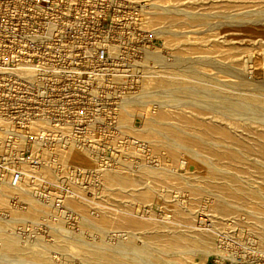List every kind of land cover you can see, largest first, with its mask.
I'll return each instance as SVG.
<instances>
[{"label":"rangeland","instance_id":"obj_1","mask_svg":"<svg viewBox=\"0 0 264 264\" xmlns=\"http://www.w3.org/2000/svg\"><path fill=\"white\" fill-rule=\"evenodd\" d=\"M232 1L235 3L230 2L228 11L224 13L216 9L222 7L220 4L216 8L211 7L212 0H111L113 8L110 11H99L96 15H91L93 19L86 17L82 20L95 22V28L88 31L82 30L81 38L95 40V47L99 54L107 49L106 44L111 39H147L153 43L155 48L147 50L145 53L147 56L144 55L143 59L135 57L137 66L132 76L113 79L99 77L97 80L99 88L103 90L98 92V98L104 100L125 101L127 98H138L154 85L151 90L154 94L151 92V95L149 92L150 95L142 97V101L149 104L145 105L149 106L147 110H152L150 115H153L151 116L154 121L146 120L144 109H136L133 117L128 118L126 126H122L118 117L121 112L120 107L115 110H102L100 113H103V119L112 118L117 135L114 140L98 139L96 141L98 155L94 156L86 149L89 156L91 155L90 160L93 162L91 166L89 159L87 162H82L78 159L60 157L59 161L62 165L57 174L45 175L41 171L28 172V178L18 187L11 186L9 183L5 184L0 191L3 193L7 190L8 197L0 195V220L9 224L10 227H8L11 229L9 230L17 234L22 243L36 242L51 245L59 239H76L78 245L84 246L83 248L90 245H102L101 247L106 249H114L117 241L127 238L148 248L152 254L154 253L153 255L157 256L152 245L153 237L158 235L167 237L165 228L171 227L173 233L187 231L192 234H205L210 238V249L207 252L195 251L191 255L189 264H264V241H261L263 236L257 233L248 215L249 210L256 207L264 211V156L256 153L254 149L261 140L257 131L264 126L241 115L240 108L237 107L239 101L249 102L261 111V117L264 118V16H255L251 20L243 21L240 4L237 3L241 0ZM224 14L227 16L224 17ZM115 23L123 25L122 28L111 29L110 26ZM219 51L221 54L218 53ZM147 57L152 59L147 62ZM150 74H153L152 86L147 82ZM108 81L113 83L111 87L116 88V91L107 90L110 88L107 87ZM165 81L171 85L172 97L176 98L178 103L186 105L184 110L200 118L203 116L208 118L210 115L214 119H207V123H185L186 128L185 124L167 126L166 120L156 118L163 107L166 112L174 111L172 107L175 103L168 102L166 107L162 104L164 97L159 92L166 88ZM123 87H129V91ZM194 88H198L201 92L196 95L191 94ZM206 92H209L210 96H216H213L216 99L206 100L202 95ZM225 101H232L235 109L234 123L220 116V113L227 112L221 108ZM211 108L217 111L211 113ZM131 125L137 130H132ZM163 126L170 130L173 128L172 130L175 129L174 132L178 133L180 127L187 129L192 136L197 135L200 138L197 140L191 136V138L186 137L194 140L195 143L204 139L220 144L232 138L238 147L245 151L248 166L238 172L241 177L239 178L235 174H211L192 161L185 151L173 154L161 143L154 144L155 147L149 144L151 152L148 154V149L144 148L148 135L153 132L151 130L158 131ZM190 126H195V129L189 128ZM202 127L211 130L209 134L211 138L205 137L206 130ZM132 136L135 137L133 141L130 138ZM130 140L136 141L135 145ZM135 146L137 149L133 154ZM210 146L213 144L210 143ZM105 150L108 151L107 164H101L100 158L104 156ZM196 150L201 151L198 147ZM49 154L51 153L45 151L43 157L50 158ZM120 157H124L123 159L126 160L124 168L128 169H126L128 173L125 174L127 179L125 177L124 190L127 189L125 192L134 194L135 197L128 206L126 200L115 198L114 187L102 179L103 172L101 173L105 168L121 166L122 158ZM145 164L148 168L155 167L158 172H163L165 181L161 182L159 176L154 179L146 176L145 169L148 168ZM246 174L250 177H246ZM252 176L255 180L247 182ZM226 179L236 182L238 195L242 200L226 199V202L233 206L232 214L216 216L214 209L218 207L217 197L223 195L221 193L225 191ZM132 181L137 183L136 188L133 187ZM44 183H48L53 190H64L66 199L62 203L55 197L50 201H43L39 195L46 190L47 185L40 190ZM161 183L164 186H161ZM21 188L27 189L22 191ZM28 191L37 196L41 204H46L42 206L47 207L54 215L49 217L42 213L37 216L27 212L17 216V209L24 207L26 211L29 208L25 204V194H23L24 197L22 196L23 192L28 193ZM141 191L151 192L150 198L141 200L137 197ZM176 197L179 201L175 200ZM5 198L7 202H3ZM14 200H16L15 204H13ZM181 201L183 205H186L184 207L188 205L195 207V216L190 223L183 221L178 213L180 207L177 205ZM72 202L81 205L82 208ZM91 214L95 217H107L106 227L87 231L83 225L94 223V216H90ZM114 216L150 222L155 225V228H148L140 233L129 228L118 229L111 226ZM201 218H205L210 226L201 227L199 223ZM55 220L57 224L61 223L56 225ZM162 231L163 234H161ZM155 232L157 234H154ZM222 239L228 242L225 259L218 255V246ZM1 254L0 264H22L15 254L6 258ZM48 256L53 264H93L84 261L81 255L66 256L54 249L48 251Z\"/></svg>","mask_w":264,"mask_h":264},{"label":"built area","instance_id":"obj_2","mask_svg":"<svg viewBox=\"0 0 264 264\" xmlns=\"http://www.w3.org/2000/svg\"><path fill=\"white\" fill-rule=\"evenodd\" d=\"M111 8V0H0V190L7 183L18 187L28 172L44 165L45 151L70 139L94 156L98 139H115L112 118L103 119L100 111L115 110L124 101L99 99L103 90L97 79L132 76L135 57L143 59L155 47L147 39H111L99 54L95 40L81 38L82 30L95 28V22L82 20ZM112 84L108 81V91L117 90ZM45 185L43 201L66 199L64 190L48 183L40 190ZM199 223L210 226L205 218ZM227 247L222 239L220 258Z\"/></svg>","mask_w":264,"mask_h":264},{"label":"bare ground","instance_id":"obj_3","mask_svg":"<svg viewBox=\"0 0 264 264\" xmlns=\"http://www.w3.org/2000/svg\"><path fill=\"white\" fill-rule=\"evenodd\" d=\"M230 2L235 3L232 0H212L211 7L216 8L217 6L221 5L222 7H219L216 9H220L222 12L225 13L228 11V8L230 7L229 6ZM237 3L240 4L239 9H240V13L243 16L242 17L243 21L251 20L252 18H255V16H264V0H241V1H238ZM218 4H220V5H218ZM206 16H208V15H206ZM223 16L225 17L227 15L224 14ZM218 53L221 54L220 51ZM150 55H152V54H150ZM145 56H147V54H145ZM147 58H145V60H147ZM149 59H152V57L148 58L147 62L149 61ZM158 61H160V60H158ZM151 77H153V74H150V76H148V78H150V79L147 78L148 79L147 82L149 83L150 86H152V84L154 83V80H152ZM165 84H166L165 85L166 88L160 90V92H159L164 97V101H163V103L161 101V103L164 104L165 107L168 106V104H169L168 102L175 103V105L173 104V107H172L174 109V111L173 112H166L164 110V107H163L160 110L159 114L156 115L157 116L156 118L166 120L167 126H170L172 124H176V125L181 124V126H183L182 124H185V123H187V124L188 123H207V119L208 120L214 119L213 116H210V115L208 118L206 116H203L202 118H200L199 116H196L195 114H191L188 110H184L186 105H184L183 103H178L176 98L172 97V94H171L172 89L170 87L171 86L170 83L167 81ZM153 88H154V85H153V87H151L149 89V91H145L143 94H141V96L139 95L140 97H138V98L133 97V99L127 98L124 102H122L121 107H120L121 112L118 116L122 126H126L125 124L128 123V118L131 116L133 117V115H134L133 112L136 109H139V110L144 109V112H145L144 117L146 118V120H148L150 122L154 121L153 120L154 118L152 117L153 115L152 114H151L152 116L150 115V112L152 110L151 109L147 110V108H149V106H146L148 103L146 102L147 103L146 104L144 101H142V99H143L142 97H144L146 95H150L151 92L154 94V92L151 91ZM199 92H201V91L198 88H194V89H192L191 94L196 95ZM152 93H151V95H152ZM202 95L204 96V98H206V100L216 99V98H214L216 96H214V95H213L214 97L210 96L209 92L202 93ZM159 104H160V102H159ZM150 105H151V103H150ZM164 105H162V106H164ZM160 106H158V107H160ZM237 107L240 108L239 112L241 115L248 117L250 120H252V122H254L256 124L259 123V124L264 126V121H263L264 118L261 117V115H262L260 113L261 111L258 110V108L255 105H251L249 102L239 101L237 103ZM221 108L225 109L227 112L226 113H220V116H222L223 118L230 120V122L234 123L235 118H234L233 113H234L235 109L232 106V101L231 102L225 101ZM215 110H216L215 108L214 109L211 108L210 112L212 113ZM137 112H139V111L137 110ZM155 114H156V112H155ZM209 118H211V119H209ZM184 126L187 128L186 124ZM191 127L193 129H195V126H190L189 128H191ZM131 128L134 131L137 130L133 125H131ZM202 128H201V130H202ZM254 128H256V127H254ZM262 128L263 129L260 128V130L257 131V133L261 139L259 141L260 144L257 145L254 149H255L256 153H259V154L264 156V127H262ZM172 129L173 128H171V130H170V128L163 126V128L158 130V131H156L155 129L151 130L154 133L150 132L151 135H148V139H147V135L145 136L147 139V143L145 145L146 147L143 146L145 149L146 148L148 149L147 153L150 154V152H151V148L148 146L149 144L153 145L155 147L154 144L161 143V144H164L165 146H167L164 148H168L171 151V153H173V154H176L179 151H185L189 155V157L191 158L192 161H194L199 167L207 169L211 174H215V175L216 174L218 175L219 173L235 174L236 176L241 178L238 175V172L243 171L244 167L248 166V160L246 159L245 151L243 150V148L238 147V145L236 144V142H234V140L232 138L229 140H225V141L221 142L220 144H217V143L213 142L212 140H204V139H202L201 141H197L195 143V141L191 140L190 138L194 137L197 140L200 139L199 137H197V135L192 136L191 133H189L187 131V129H182L181 127H180V129L178 128L179 133L177 131L174 132L175 129L174 130H172ZM204 129L206 130L205 127L203 128V130ZM210 131L211 130L205 131L204 134H205L206 138H208V137L211 138V135L209 136ZM181 133H183V135H185V137ZM187 136L188 137L191 136V137L188 139V138H186ZM130 138L132 141L135 140L134 136H132ZM257 139H258V137H257ZM132 141H131V143H133V145H135L134 143L136 141L135 142H132ZM65 143L66 144L63 145L62 147L49 151L51 153V154H49L50 158L48 156H46L43 159L44 165H46V166L45 167L42 166L41 169L39 168V171H41L45 175L46 174L47 175H54V174L59 173L60 169H61L60 166L62 165V162L59 161L60 157L61 158L63 157L62 159H65V158L78 159V160H81L82 162H85V161L87 162L89 159L88 162H89L90 166L93 164V162L90 160L91 155L89 156V154L87 153L86 147L84 145H82L76 141H73L72 139L66 141ZM210 143L213 144L214 147L210 146ZM161 146L162 145H160V147ZM218 146L220 147L219 149L217 148ZM196 147H198L201 151L198 152V150H196ZM136 149H137V146H135V148L133 149V151H132L133 154H135ZM187 154H185V155H187ZM189 157H188V159H189ZM120 158H122V157H120ZM123 158L121 159V163H120L121 166L119 165L115 168H110V167L105 168L106 170L105 169L102 170L101 173L103 172L102 173L103 174L102 179L104 181H106L107 183L111 184L112 187H114L115 198L119 199V200H126L127 201L126 205L128 206V203H130L132 200H134L135 197L133 196L134 194L131 195V194L125 192L127 189L124 190V184L126 183V179H127L125 174H127L128 172H126L127 168L126 169L124 168V165H125L124 163L126 160ZM125 158H127V157H125ZM127 166H128V164H127ZM145 166L147 167L146 164H145ZM182 166H183V164H182ZM183 167H185V166H183ZM161 169H163V168H161ZM145 170H147L146 176H150L153 179L157 178L159 176L161 179L160 180L161 182L165 181L163 179L165 177L164 173L158 172L157 168L150 167V168L145 169ZM130 176H131V174H130ZM236 176H233V177L236 178ZM125 177H126V179H125ZM246 177H250V175L246 174ZM253 180H255L254 176H252L247 182H251ZM243 181H245V180L243 179ZM132 182H130V183H132ZM224 182L226 184L225 185L226 186L225 191H224V193H221V194H223L222 196L217 197L218 207L216 209H214V213H216L215 214L216 216H218V215L223 216V215L232 214L231 212H232L233 206H231L228 202H226V199H235L237 201L242 200V198L238 195L239 191H238V186H237L236 182L234 180H231V179L229 181L226 179ZM132 184H133V187L136 188L135 186H137V183L133 182ZM130 186H132V185H130ZM161 186H164V184L161 183ZM126 187H128V186H126ZM8 189H11V188H8ZM21 189L23 191V189H25V188H21ZM131 191H132V189H131ZM37 193H39V192H37ZM150 193L151 192H142L141 191V193L139 195H137V197L141 198V200H147L151 196ZM23 194H25V204H27L29 206V208H27L26 211L24 210V207L21 209H17L18 210V212L16 214L17 216H19L20 214H23V213L27 214V212H28V214L37 215V216H40L42 213H45L49 217L54 215V213L51 210H48L47 207L44 208L42 206V204H44V203L41 204V202H40L41 200L37 199L36 198L37 196H34V194H32L29 191H28V193L27 192L22 193V196L24 197ZM26 194H27V196H26ZM164 194H166L165 191H164ZM252 194H255V193H252ZM0 195H3V197L7 198L8 197V191L6 190L3 193L0 191ZM19 196H20V192H19ZM6 198L3 202L8 201ZM174 198H175V196H174ZM175 200H178V198ZM180 200H182V199H180ZM21 201H22V198H21ZM67 202H69V201H67ZM72 203L76 204L75 202H72ZM182 203H183V201H181V203H179L178 205L176 204L178 207H180V211L178 213L181 216L183 221L190 223L194 219V216H195V207L193 205H188V204H187L188 205L187 207H184L186 205H183ZM232 203H233V201H232ZM235 204H237V203H235ZM44 205H46V204H44ZM172 205H173V203H172ZM239 205H241V204L239 203ZM76 206H80L82 208V206L79 204H76ZM25 207H27V206H25ZM51 207H52V205H51ZM14 215H15V212H14ZM92 215L93 214H91L90 216H92ZM248 215H249V218H250L252 224L254 225L257 233H260L263 236V240H261V241H264V211L261 208L256 207V208H253L252 210H249ZM49 217H48V219H49ZM1 220H0V242H1V253H2L1 255L6 258V257H10L12 254H15V255H17V258L22 261V264H24V263L25 264H53L51 262L49 256H48V251L50 249L58 250L61 253H63L64 255H66V256L69 255L71 257L74 255H81L82 259L84 261L90 262L93 264H189V261L191 259V255H193L195 251L207 252L210 249V243H211L210 238L205 234H200V233L199 234H194V233L192 234V233L187 232V231H182V232H178V233L174 232L173 233L171 227L170 228L167 227V228H165L166 229L165 233H166L167 237H165V235H161V236L158 235V237H153L152 245H153V249L156 250V252L158 254L157 256L153 255L154 253L152 254L148 248H145L143 246L136 244L131 239L127 240V238L124 240H121V239H123V238H121L119 241H117L114 249H106L104 247H101L102 245L101 246L100 245L99 246L90 245L89 247L83 248L84 246L81 247V245H78V242L76 239H74V240L73 239L72 240L59 239V240L55 241V243L53 242V244H51V245H48L47 243L46 244H40V243H36V242L35 243L28 242L27 244H24L21 242V240H20L21 238H18L16 236L17 234L15 235L14 233H12L10 231L11 229L9 228L10 227L9 224H7V222H3L4 220L3 221H1ZM59 220L62 221V219H59ZM7 221H8V218H7ZM93 221H94V223L92 225H88L86 223L83 225L87 231H92L94 229L100 230L99 228L106 227V225H107V217H95L94 216ZM55 222H56V220H55ZM59 223H61V222H58V224ZM58 224L56 222V225H58ZM111 226H115L118 229L129 228V229H132L133 231L139 232V233L142 232V230H146L148 228H151V229L155 228V225L153 223L136 221V220H133L129 217H124V216H120V217L114 216L112 219V222H111ZM229 228H231V227H229ZM231 232H233V231H231ZM154 234H157V233L155 232ZM161 234H163V231L161 232ZM134 237H135V235H134ZM117 238H119V237H117ZM135 239H137V237H135ZM92 241H93V239H92ZM149 243L151 244V242H149ZM181 249H185V250H181ZM21 261H19V262H21Z\"/></svg>","mask_w":264,"mask_h":264}]
</instances>
